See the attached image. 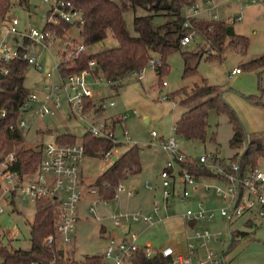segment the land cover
Here are the masks:
<instances>
[{
  "label": "rangeland",
  "instance_id": "rangeland-1",
  "mask_svg": "<svg viewBox=\"0 0 264 264\" xmlns=\"http://www.w3.org/2000/svg\"><path fill=\"white\" fill-rule=\"evenodd\" d=\"M215 1L218 2L216 10L201 11L196 17L208 19L215 13L217 19L226 20L228 16L241 15L239 21L230 22V24L237 34L247 37L248 46L245 51H242L240 46H236L227 47L221 58H206L204 54L198 62L197 72L188 77L182 76L184 60L181 52L173 51L167 56L168 67L161 77V82H158L156 71L149 66L143 70L141 79H138L136 75L127 76L123 79L122 86L118 88L111 87L104 79L101 80L99 72L94 76L91 75L90 88L93 93L91 100L93 107L87 111V118L90 119L91 115L96 114L97 111L93 121L95 123L104 122L108 130L113 123L118 122L121 126L114 124L112 132L120 138H122V129H126L132 142L135 143H118L119 153L131 145H137L141 170L129 174L126 179L122 180L120 183L125 190L118 192L115 198L104 202L105 200H100L96 194L88 192L87 189L92 187L97 176L111 162L96 156H88L83 160L80 167L85 191L77 207L78 220L72 234L73 239L69 243L60 241L57 243L63 249L65 257L79 260L85 255H101L110 240L109 237L112 236L118 240L122 237L126 227V225L115 227L110 216L124 211L146 212L152 207L154 200L161 202L159 172L167 156L159 146L160 136L162 138L174 136L179 144V150L192 159L210 152L229 159L236 153L237 156H241L245 151L246 142L237 148L229 146L232 125L226 112L210 110L208 135L204 142L186 140L176 136L173 129L174 123L185 110V106L180 103L182 95L169 99H162V96L184 86L190 90L195 83L205 78L210 85L219 86L223 90V97L238 116L248 141L255 140L264 148V66L245 69L242 65L264 55V0ZM52 2L54 0H29V8L26 10L18 4V0H11L12 5L8 15L19 20L17 25L19 30L28 27L43 28L47 19L46 12L50 9ZM198 2L200 3L201 0L195 3ZM208 7L203 5V8L208 9ZM183 12L186 16H191L192 7L185 8ZM142 14H144L143 10H138L136 14L131 11L124 13L127 29L133 35L135 34L132 25L133 17ZM81 42L79 28L73 24L65 31L62 38L54 37L50 40L48 47L39 43L32 44L30 51L38 56L42 69L38 71L31 65L26 66L23 84L29 92L41 91L43 85L50 83L52 79L58 83L60 74L55 61H59L63 52L68 57L70 50ZM116 44V40L109 35L103 43L92 45L90 50L96 52ZM202 45V38L196 33L193 41L182 47L186 50H200ZM235 68H240L241 72L228 76L229 72ZM163 81L166 82L165 85L162 84ZM61 102V107L53 115L40 117L32 110L22 113L21 117L26 125L22 128L23 142L16 148L42 146L64 133L73 135L76 141H82L86 133L84 123L67 115L65 102L63 99ZM102 102L106 104L113 102L114 105H106L103 108L100 106ZM123 115L126 116L125 120L122 118ZM151 131H155L158 137H152ZM211 136H214V141L209 140ZM116 158L117 156H113L112 162ZM255 160V166L264 167V155L256 156ZM148 185L152 189H149ZM178 188L180 189V186ZM127 190H131L132 193L128 195ZM199 198L204 199L203 195H199ZM95 201L97 204H94ZM171 201L172 198H170ZM91 205L94 210L88 211ZM194 205L195 202L184 201L172 206L168 213L173 217L182 209L194 207ZM35 211L36 206L22 197L15 198L14 206L5 205L4 211L0 213V243L9 250L30 248L29 223ZM96 216L102 219L98 221ZM198 225L207 227L212 232L221 231L219 241L208 243V246L219 255L227 248L229 232L237 230L248 233L245 236H235V244L224 255L226 264H264V221H256L254 226L247 227L243 219H239L232 221L228 229L225 219L217 216L211 221H201ZM130 226L133 232H138L145 227L141 223H132ZM103 227L105 230L102 231ZM145 240H149L154 246L183 245L185 239L179 218L167 220L163 224L147 229L139 238L138 244H143ZM199 255H203V250L199 251ZM192 264H195L194 261Z\"/></svg>",
  "mask_w": 264,
  "mask_h": 264
},
{
  "label": "built area",
  "instance_id": "built-area-1",
  "mask_svg": "<svg viewBox=\"0 0 264 264\" xmlns=\"http://www.w3.org/2000/svg\"><path fill=\"white\" fill-rule=\"evenodd\" d=\"M203 5L209 6L208 9L203 8ZM217 5L215 0H201L200 3L192 6L191 16L199 15L201 11L213 10ZM49 10L51 14L47 15V24H56L59 19L66 22L80 19L79 10L73 8L69 1L54 0ZM211 18L217 19V15L213 13ZM240 19L241 15L228 16L225 21L230 23ZM18 24L19 20L16 17L0 20V62L21 59L40 71L42 63L38 56L30 51V46L39 43L48 47L50 40L55 37L54 32L45 26L19 30ZM194 34H196L194 31L185 34L181 38V45L192 42ZM87 51L88 47L81 42L70 50L68 58H78ZM161 64L162 61L158 56H152L148 58L146 66L155 69ZM88 65L90 69L60 76L58 83L52 79L50 83L43 85L41 91L29 92L21 104L17 126L22 129L26 125L21 117L24 111L32 110L40 117L53 115L61 107L63 99L67 115L82 121L86 132L91 135L109 139L112 146L104 151L98 150L95 155H89L82 141L61 143L54 139L41 146V158L37 167L24 177H20L11 168L16 160L15 153L0 151V213L4 211L5 205L14 206L16 197L25 198L34 205L39 201L54 204L55 233L46 236L44 241L47 243L53 241L69 243L73 239L72 234L78 220L77 207L85 191L80 167L83 160L88 156H96L112 163V157L120 155L118 143L132 142L126 129H122V138L112 132L114 124L118 125V122L111 124L108 130L104 122L95 123L93 118H87L88 110H85V102L93 99L90 78L91 75H95L91 71L95 65L94 61H89ZM55 66L56 68L58 66L56 61ZM146 66L133 75L141 79ZM0 71L3 74L7 73L5 67H0ZM240 71V68H235L228 76ZM162 84L165 85L166 82L163 81ZM162 99H168V96H162ZM106 105L113 106L114 103L100 104L103 108ZM4 114V111L0 113L2 116ZM125 117L122 116L124 120ZM10 127L12 128V125ZM151 135L154 138L158 137L155 131H151ZM159 146L167 156L159 172L161 202L154 200L150 211H124L113 214L110 218L115 227L141 223L145 225L144 229L179 218L185 243L181 246L171 244L154 246L150 242L140 245L138 244L140 233L129 230L118 240L109 237L110 240L101 254V264H127L132 262L138 253L144 254L147 258L161 254L169 257L174 264H192L193 261L195 264H226L223 253L219 255L208 246L209 242L220 240L221 231L212 232L207 227H200L198 223L211 221L217 216L225 219L228 229L232 221L239 219H243V223L248 220L254 224L256 221L263 222L264 167L254 166L243 170L238 163L212 152L202 154L196 159L188 158L179 150L177 139L172 135L167 138L160 136ZM183 163H196L197 166L207 169L210 175L195 177L182 166ZM148 188L152 189L149 185ZM124 190L125 187L119 183L115 188V197L118 192ZM87 191L97 195L94 187H88ZM126 193L130 195L132 191L127 190ZM199 195H203L204 199L199 198ZM170 198H172L171 202ZM184 201H195V205L182 209L172 217L168 213L169 209ZM94 204H97V201ZM93 210V205L88 207V211ZM96 219L100 221L102 218L96 216ZM200 250H203L202 256L199 255Z\"/></svg>",
  "mask_w": 264,
  "mask_h": 264
},
{
  "label": "trees",
  "instance_id": "trees-1",
  "mask_svg": "<svg viewBox=\"0 0 264 264\" xmlns=\"http://www.w3.org/2000/svg\"><path fill=\"white\" fill-rule=\"evenodd\" d=\"M69 1L73 8L80 12V19L66 22L59 19L56 24H47L54 32L55 37L62 38L65 31L73 24L79 28L82 42L88 51L78 58H68L66 53L60 55L58 72L60 76H67L90 69L88 62L93 60L91 71L100 79L106 80L114 88L122 86L127 76L139 72L146 66L148 58L158 56L162 64L154 70L161 82L162 75L167 71V56L173 51H180L184 60L183 77L197 72L199 60L205 54L206 58H221L227 47L240 46L245 51L248 46L247 37L237 34L229 22L219 19L198 18L185 16L184 9L192 7L197 0H63ZM18 4L28 10L29 0H18ZM11 0H0V20L7 19L11 8ZM143 10L144 14L134 15L132 20L135 34L127 29L124 13L131 11L134 14ZM50 10L46 12L48 15ZM194 31L202 38L200 50H186L181 45V38ZM111 35L117 42L113 47L102 48L96 52L91 46L103 41ZM27 41V40H26ZM207 47V48H206ZM28 63L25 60L15 59L1 61L0 67H5L7 73L0 71V151H13L16 156L11 168L20 177L34 171L41 158V145L35 148H16L23 142L22 129L17 126L20 107L29 93L24 86L25 69ZM245 69L264 66V55L251 59L242 64ZM182 95L180 103L185 110L174 123L176 136L193 141L204 142L208 135L210 110L226 112L232 125V135L229 146L237 148L246 142V149L241 156L234 154L230 159L236 162L243 170L254 167L255 157L264 155L262 144L255 140L248 141L245 130L235 111L223 97V90L216 85H210L205 78L187 89L186 86L168 93V99ZM91 100H86L85 110L92 108ZM12 125V128L10 127ZM61 143L76 142L73 135L64 133L55 139ZM210 141H214L211 136ZM82 142L89 155H95L98 150H107L112 142L106 138L95 137L86 132ZM182 166L195 177L209 176L207 169L197 166L196 163H183ZM141 170L139 148L129 146L106 169L97 176L91 185L96 188L100 200L109 201L115 198L116 186L131 173ZM30 227V248L7 249L0 243V264H101V255H85L76 260L67 258L63 249L55 241H44L47 235L55 233L56 206L48 201L37 202ZM247 227L254 226L251 220L244 223ZM245 231H234L229 234L226 252L235 244V236H245ZM133 264H174L169 257L157 254L147 258L138 253L132 259Z\"/></svg>",
  "mask_w": 264,
  "mask_h": 264
},
{
  "label": "crops",
  "instance_id": "crops-1",
  "mask_svg": "<svg viewBox=\"0 0 264 264\" xmlns=\"http://www.w3.org/2000/svg\"><path fill=\"white\" fill-rule=\"evenodd\" d=\"M217 3H218V2H217ZM217 7H218V5H217ZM217 7H216L215 9H213V10H216ZM209 12H210V11H209ZM240 72H241V71H240ZM240 72H239V73H240ZM236 74H238V73H236ZM95 113H96V114H94V115H97V111H96ZM94 115H91V118H95ZM120 154H121V153H120ZM195 199H196V196H195ZM193 202H195V201H191L190 203H193ZM150 209H151V208H150ZM150 209H149V210H150ZM149 210H148V211H149ZM172 225L174 226V225H175V222L172 223ZM147 229H149V228H147ZM147 229H144V228H143L142 230L138 231L137 233H140V237H141V236H143V234L147 231ZM103 230H105L104 227L102 228V231H103ZM129 230L131 231V226H127V227H125V230H124L122 236H124V235L127 233V231H129ZM143 230H144V231H143ZM140 237H139V238H140ZM145 242H150V241H149V240H145L143 243H145ZM150 243H151V242H150Z\"/></svg>",
  "mask_w": 264,
  "mask_h": 264
}]
</instances>
